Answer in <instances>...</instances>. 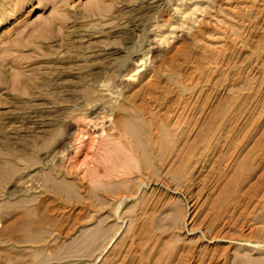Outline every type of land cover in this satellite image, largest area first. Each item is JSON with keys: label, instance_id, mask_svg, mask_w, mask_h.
<instances>
[{"label": "rangeland", "instance_id": "374dc122", "mask_svg": "<svg viewBox=\"0 0 264 264\" xmlns=\"http://www.w3.org/2000/svg\"><path fill=\"white\" fill-rule=\"evenodd\" d=\"M0 264H264V0H0Z\"/></svg>", "mask_w": 264, "mask_h": 264}]
</instances>
